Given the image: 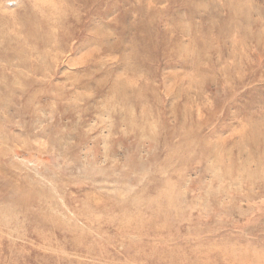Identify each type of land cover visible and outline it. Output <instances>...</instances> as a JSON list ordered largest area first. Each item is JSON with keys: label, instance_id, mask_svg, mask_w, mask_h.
I'll use <instances>...</instances> for the list:
<instances>
[{"label": "rangeland", "instance_id": "374dc122", "mask_svg": "<svg viewBox=\"0 0 264 264\" xmlns=\"http://www.w3.org/2000/svg\"><path fill=\"white\" fill-rule=\"evenodd\" d=\"M1 13L7 34L25 35L9 41L33 54L43 43L26 28L38 17L72 20L55 90L30 92L42 125L70 124L68 137L21 126L20 99L0 110V264H264V0H0ZM105 35L112 50L95 42ZM91 54L111 65V83L131 85L107 97L75 87L104 76ZM126 56L148 86L122 73ZM10 68L0 54V81ZM187 92L194 114L180 123Z\"/></svg>", "mask_w": 264, "mask_h": 264}, {"label": "bare ground", "instance_id": "6f19581e", "mask_svg": "<svg viewBox=\"0 0 264 264\" xmlns=\"http://www.w3.org/2000/svg\"><path fill=\"white\" fill-rule=\"evenodd\" d=\"M79 1L87 4V3H89V1H92V0H79ZM35 4L38 6L37 8H41L40 3H38V4L35 3ZM71 9L72 10H71L70 15H71L72 19H74V18L78 17V15H80L79 13H76L75 8L72 7ZM28 13H30V12L28 11ZM66 14H68V13H66ZM65 15L61 14V13L58 14V16L56 17L57 20L55 19L56 21L53 19L54 17L52 18L53 15H51L49 17L50 19H48L47 15H46L47 17H45V18L43 16H41V17H38V18H40V19H38V22H36L34 20L35 21L34 24L30 25L28 28H26V34H27L28 38L32 39L33 41L37 40V42H35L37 45H39L40 42L43 43V44H41L42 48L40 47V49L39 48L37 49V47H36V49L38 51L35 54H33L34 52L31 53V49L24 50L25 47L22 46L20 43L19 44H16V43L12 44L9 41L10 39H17L23 35H20V32L17 33L16 35L15 34H9V33L7 34L6 33L7 29H8V27H11L12 24L10 21H7V17H6L7 15H5L4 13H1V16H0V32L2 35V40L7 39L4 42L3 41L0 42V54L1 55L3 54L5 57H8V64H9V67H11L8 74H7L8 78H4L0 81V110L6 111L8 113L7 108L12 107L11 103L14 102L13 99H15V100L20 99L21 107H19L18 111L15 114L18 115V117H19L18 119H19V122L21 123V126L28 125L29 129H32L31 128V125H32L33 127H36V129H37V127L40 125L38 130H37V134L38 135H44L47 132H50L51 134L56 133V136H54L52 138L57 140L59 144H61V140H60L61 138H67L68 134H70V131H71L70 124H68L65 127V129L60 128L57 124L54 125V123H50L51 126H48V127H46L45 125H42L43 116L41 113L37 112L36 107H35L36 105H39V100L37 99V96L31 94L30 92H31V90L36 89L38 91L37 94L43 95L48 91L55 90V86L53 85V83L51 81V78H52L51 72H52V68H54L53 66L55 65L57 60L60 58L61 54L66 49V47H65L66 44H68V38H66V36H68V29L63 30L62 27H64V25L66 23H70V20H72V19H70V15H69V17L65 16ZM99 31H101V28L97 27L95 33L97 34V32H99ZM106 39H107L106 35L101 36L99 41L96 40L95 42L98 43V45H100L99 48H105L106 50H112L113 48H115L113 45H115L116 43H114L113 45L111 43H106L105 42ZM36 44H34V47ZM12 50L18 51V54H17V56H10V58H9L8 54ZM27 52L29 54H33L32 58L28 57L29 54ZM90 56L92 58L89 59V62L92 61L93 66L96 68V71H101L104 74V76L101 79L91 78L90 81L73 82L74 83L73 85L75 87H93L97 91L105 90V88L107 87V94H106V97H107V96H110L109 94H111V93H112V95H114L115 93L119 92V89L122 88L121 86L131 85V83H129V81H128L129 78L124 79L121 76H120V78L115 79L113 83H111V78H112V76H111L112 69L110 67L111 65L108 66L106 64V62H104L101 58H97L92 54ZM123 58H125V59L122 60L123 63L120 64V68L123 71L122 73L129 76V77L131 75L139 76L144 80L145 85L146 84L149 85L150 84V81L148 80L149 77H146L147 72L142 71V70H137L133 65L126 62L125 60L127 59V56L123 57ZM22 69L24 70V72L22 71ZM0 73L2 75H5V73H6L5 69H3V70L0 69ZM80 75H81V73H80ZM185 82H187L189 84L192 83L190 78H186ZM148 85H146V86H148ZM127 88H128V86H127ZM56 90H58V89H56ZM119 95H120V97L117 96V94L115 95V97L116 96L117 97L113 98L114 102H120V100H121V102H123L127 97V93L125 91H120ZM91 96L92 95L85 96L86 97L85 98L83 95H81L77 91L72 92V89H70V98H72L74 100L86 99V100L90 101ZM67 97H68L67 93L62 92V91H59L57 94V99L59 100V102H62L63 100L68 99ZM135 98L137 101H139L142 98L141 93L139 95H135ZM191 99H192L191 93L187 92V94H185V101L183 102L184 106H185V107L183 106L184 109L182 110L183 116H179L180 123H185V122L189 121L190 117H192L194 114L193 110L190 109V107L186 106L189 103V101H191ZM201 99H202V97L199 94L196 101L201 102ZM201 103H200V105H201ZM104 105H105V109L109 108V110H112V111H109V114L112 113V115L123 117L124 120L126 121V124L129 125L130 129H134L137 127L136 123H134L131 120L130 121L127 120V116H130V114H131V111L128 110L129 108L127 109V112L123 113V112H118L117 109L115 110L114 108H111L112 103L109 105L107 102H105ZM52 107H53V110H48V112L53 113V111L60 108L58 106H52ZM96 107L98 108V107H100V105L96 104ZM116 108H117V106H116ZM175 108H176V105H175ZM175 108L173 110V113H175V115H177L176 112H178V110ZM40 109H43L42 105H41ZM61 112H62L61 114H65L66 112L67 113L70 112V109H68V110L63 109V110H61ZM24 113L26 114L25 116L23 115ZM122 113L125 115H123ZM146 114H147V111L143 113V117L145 119L148 118V115H146ZM153 114H151V116H154ZM6 115H8V114H6ZM6 117L3 115H0V119L4 120L5 122H8ZM26 119L28 120V122L26 121ZM19 122H17V123H19ZM154 122H155V120L152 122V127L154 125ZM11 123H12V121H11ZM117 124H120L119 120H118ZM195 124H197L196 128L198 131H202V129L205 128L204 125L200 124V121L196 122ZM57 129L59 131H57ZM4 134L5 133H3L2 135H4ZM53 135H55V134H53ZM216 153H218V152H216ZM215 162H217V161H215ZM216 170H215L216 172L214 173V175L216 177L220 178L222 176V174H221L219 168H217Z\"/></svg>", "mask_w": 264, "mask_h": 264}]
</instances>
